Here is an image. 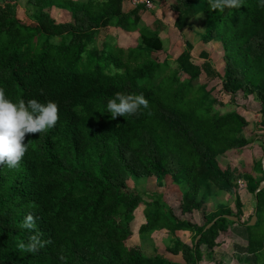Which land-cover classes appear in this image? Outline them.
I'll use <instances>...</instances> for the list:
<instances>
[{"label": "trees", "instance_id": "trees-1", "mask_svg": "<svg viewBox=\"0 0 264 264\" xmlns=\"http://www.w3.org/2000/svg\"><path fill=\"white\" fill-rule=\"evenodd\" d=\"M124 1L26 0L27 22L16 14L17 0H0V88L14 101L58 105L52 129L25 135L28 148L18 167L0 165V264H198L212 254L219 232L240 222L238 176L221 168L218 157L249 143L243 135L249 122L235 109L215 108L224 104L199 78H218L220 91L230 96L252 95L264 127V8L241 0L238 8L216 12L207 0H163L177 13L179 31L196 15L205 16L200 40L220 42L219 72L204 52L195 63L188 41L172 60H159L161 21L149 27L142 21L145 5L125 11ZM53 7L71 20L57 22ZM111 27L138 35L122 47L123 36L105 34L99 45L100 31ZM116 92L142 93L149 107L112 119L101 112ZM261 150L255 162L261 176H241L254 198L257 219L246 225V247L256 264H264V187L254 194L264 180ZM151 176L182 187L180 213L201 211V221L180 219L157 192L128 186L130 178ZM217 191L234 194L235 212L221 205L204 213ZM139 204L145 217L139 233L166 227L190 230L193 240L200 235L191 246L176 239L168 248L182 252V263L126 244ZM29 213L32 229L21 226ZM33 235L43 246L25 251L21 245Z\"/></svg>", "mask_w": 264, "mask_h": 264}, {"label": "crops", "instance_id": "crops-1", "mask_svg": "<svg viewBox=\"0 0 264 264\" xmlns=\"http://www.w3.org/2000/svg\"><path fill=\"white\" fill-rule=\"evenodd\" d=\"M152 2L154 4L152 10L158 8L160 14V18L157 16L155 18L156 19L159 18L161 23L167 25L166 26L167 28L170 26L173 29L178 30L173 25L177 13L172 11L169 7L167 9L163 8V4L162 5L159 4L158 7L156 4V8H155V3L153 0ZM161 2L164 1L161 0ZM133 6L134 5H130L129 0L123 2V10L125 11L131 9ZM147 10L152 11L151 9H147ZM145 14L146 13H143L142 19H145ZM164 15L167 18V20L163 18ZM197 16L198 15H196L191 20H189V22L180 31L178 30V32H180L181 35L185 38L183 40L185 41L188 40L189 42L188 37H189L190 26L192 24V21H194V18H197ZM201 16L202 15H199L198 17ZM203 30L201 31L200 35L202 34ZM117 32H118L117 36H119V34H121L119 32L122 31L117 30ZM122 33H124L125 35V32ZM121 37L122 36H119L120 39ZM211 42H214V40L202 44L203 46L201 47L197 55V57L201 59V62L203 61V58L201 57L200 53L204 52L209 57L207 52V46H210ZM129 44L130 43H128L127 45ZM217 70L219 71L220 69L217 68ZM247 127L243 129V135L249 139V143L244 147L231 149L227 151L224 155L218 157V163L220 167L223 169L229 168L233 170L235 174L238 176V180L244 183L242 188H237L236 191L241 201L240 222L238 220L236 223L228 225L226 231L219 232L216 238L217 245L213 248L212 254L209 257L203 255L198 264H256L255 255L249 253L246 247L247 245L246 225L251 220V217L255 215L254 198L246 188L245 185L246 180H244L243 177L241 176L244 174H248L256 179L261 176V173L255 167V162L257 159H259L257 158V152L258 150L260 151L261 146H263V144H261V142L259 143L258 140L260 139V135H258V132L259 131L262 132L263 128L257 129L258 127L254 128L251 126L250 133L249 135H247L245 134V130ZM247 130L249 131V129ZM251 132L253 134L255 133L256 135L254 136L251 135L252 134ZM164 181L165 183L163 184V201L172 208L174 214L180 219H187L199 223L202 217L201 211L194 210L191 213H186V214L180 213L178 205L184 189L182 187H179L178 184L171 182L170 179L168 178ZM178 188L179 191L175 193L174 191L177 190ZM157 193L159 194L161 193V191H158ZM221 205L226 206L235 212L236 209L234 205V194L227 193L224 191L215 192L213 195H211L208 198L207 202L203 206V211L204 213H209L214 211L217 208V206H221ZM141 207H140L141 211L138 210L140 208L134 210L135 212L139 211L138 213H141V215L138 216L139 220H136V222H134V220L137 218L134 217V212H133V219L130 222L131 234L126 240V244L129 246H133V245L139 246L142 252L147 256L153 254H159L162 257H165L171 261L182 263L184 261L182 257V252L179 251L178 253H172L168 251V248L173 246L174 244L173 241L176 239L186 245L191 246L192 243L195 244V239L197 238L198 235L193 240L192 232L190 230L175 229L174 231H169L166 227L156 228L151 231H144L142 233H139V227L145 222L144 204H141Z\"/></svg>", "mask_w": 264, "mask_h": 264}, {"label": "rangeland", "instance_id": "rangeland-1", "mask_svg": "<svg viewBox=\"0 0 264 264\" xmlns=\"http://www.w3.org/2000/svg\"><path fill=\"white\" fill-rule=\"evenodd\" d=\"M155 3V8H156V4L157 7L159 6V4H163V8L167 9L168 5L170 2H161L158 0H153ZM18 4L16 7V14L18 16L19 19L25 20V21H29L27 20L28 18V10L26 8V0H17ZM130 2V5H134ZM157 2V3H156ZM153 3V2H152ZM160 5V7H161ZM154 7V4H153ZM152 10V9H151ZM164 11V9H163ZM145 19H142L144 24L149 25V27L154 28L153 26L156 25L155 23H153V21L156 19L155 17H159L160 18V14H159V10L158 8L153 9L152 11L147 10L145 12ZM164 13V12H163ZM50 14L52 17H54V19L59 22V21H70V15L69 13L64 10V9H60V8H55L53 7L50 10ZM199 16V15H198ZM194 18V21H192V24L190 26V30H189V42L192 44V50H191V54H192V58L194 62H197L198 64L201 62V59L199 57H197L199 50L201 49V47L203 46V42L200 40L201 38L199 37L201 31L204 29L203 27H205L204 24V17H198ZM158 18V20H159ZM163 18H165L167 20V18L165 17V15L163 16ZM146 23H145V22ZM167 25L160 23L159 24V34L160 37L162 39L163 42V49L162 51H159L156 53V56L159 60H163V58L169 56L170 59L175 55L178 54L179 52L182 51V49L184 48V43H185V39L180 32H178V30L173 29L172 27H166ZM118 32H116L115 28L111 27V29L109 28L108 31L107 30H101L100 31V36L98 38V44L100 45V41L103 38V36L105 34H117ZM121 34H119V36H124L125 40H123V42H120L119 45L122 47H126L128 43H132V41H134L138 35V32L136 31H130V32H126L125 35L122 32H119ZM188 41V40H187ZM215 42V43H214ZM211 42L210 46H207V52H208V59L211 60V62L213 63L214 67L217 69H220L219 71L221 72L223 70V66L224 63L222 61V53H223V49L221 48V44L218 41H214ZM172 60V59H171ZM199 82L201 83H206L208 88L209 87H213V91H212V95L217 97L224 105L223 106H218L216 105L215 108L219 109L220 111L224 112L227 110H232L235 109L238 112H240L241 115L244 116V118L249 122V124L246 126V130H245V134L249 135L250 130H251V126L257 129H262V132L259 131L258 135H260V139L259 143L261 142V144H263L264 146V127H261L259 121H260V105L259 102L257 100L254 99V97L252 95L250 96H245L242 95L240 93L235 94L234 96H230L228 94H224L220 91V80L218 78H214L212 80H208L204 74L201 75V77L199 78ZM259 125V126H257ZM249 129V131L247 130ZM252 133V132H251ZM251 135H256L255 133L251 134ZM262 146L260 148V151L258 150L257 152V158L261 157L262 154ZM128 186L135 189L137 192L143 194L145 191L148 192H158L161 191V193H159V196L161 197L162 201H163V179L159 180L156 179L155 177H133L130 178L128 181ZM161 183V184H159ZM242 184L244 185V183L242 182ZM156 190V191H155ZM179 191V188L177 190H175L174 192L177 193ZM178 196V195H177ZM143 198L145 200H148L145 196H143ZM141 204H139L137 206V208H140ZM136 208V209H137ZM142 208V207H141ZM141 208L138 209L141 211ZM135 209V210H136ZM139 211L135 212L134 211V217L137 218L134 220V222H136V220L138 219V216L141 215V213H138ZM133 219V218H132Z\"/></svg>", "mask_w": 264, "mask_h": 264}, {"label": "clouds", "instance_id": "clouds-1", "mask_svg": "<svg viewBox=\"0 0 264 264\" xmlns=\"http://www.w3.org/2000/svg\"><path fill=\"white\" fill-rule=\"evenodd\" d=\"M210 10L223 12L225 9L238 8L241 0H207ZM258 7L264 8V0H257ZM117 74V73H114ZM149 101L140 94L116 92L106 101L101 113H110V117L133 115L140 109H148ZM58 119V105L54 101L40 102L32 98L12 100L3 88H0V165L17 168L25 155L28 145L24 143L26 134L45 133L52 129ZM23 228L32 229L34 221L29 213L25 216ZM43 243L33 235L27 244L21 245L25 251L33 252ZM63 259V257H61Z\"/></svg>", "mask_w": 264, "mask_h": 264}, {"label": "water", "instance_id": "water-1", "mask_svg": "<svg viewBox=\"0 0 264 264\" xmlns=\"http://www.w3.org/2000/svg\"><path fill=\"white\" fill-rule=\"evenodd\" d=\"M261 163H262V166L264 167V155H263L262 158H261ZM263 187H264V180L261 181V182L259 183V185H258V187L256 188L254 194H256V193H257L259 190H261ZM222 216L225 217V218H227V219H229V220H234V221H237V220H238L237 217L232 216V215H226V214H224V215H222ZM216 219H217V217L214 218L212 221H210L208 224H206L205 227H204V229L209 228V227L215 222ZM255 219H256V216L253 215V216L251 217V220L247 223V225H253L254 222H255ZM199 238H200V235H198L197 238L195 239V243L197 242V240H198Z\"/></svg>", "mask_w": 264, "mask_h": 264}, {"label": "built area", "instance_id": "built-area-1", "mask_svg": "<svg viewBox=\"0 0 264 264\" xmlns=\"http://www.w3.org/2000/svg\"><path fill=\"white\" fill-rule=\"evenodd\" d=\"M132 4H144L147 9L153 8V3L149 0H130ZM237 188H242L243 184L240 180H237L236 182Z\"/></svg>", "mask_w": 264, "mask_h": 264}]
</instances>
